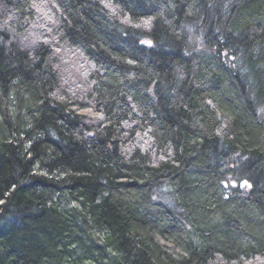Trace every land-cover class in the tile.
I'll return each instance as SVG.
<instances>
[{
  "label": "trees",
  "instance_id": "1",
  "mask_svg": "<svg viewBox=\"0 0 264 264\" xmlns=\"http://www.w3.org/2000/svg\"><path fill=\"white\" fill-rule=\"evenodd\" d=\"M99 1L0 0V264H264V0Z\"/></svg>",
  "mask_w": 264,
  "mask_h": 264
},
{
  "label": "rangeland",
  "instance_id": "2",
  "mask_svg": "<svg viewBox=\"0 0 264 264\" xmlns=\"http://www.w3.org/2000/svg\"><path fill=\"white\" fill-rule=\"evenodd\" d=\"M35 1L37 3L35 7L36 21L38 24L36 23L35 26L28 25L27 33L22 35L24 38L22 43L25 46L31 45V39L34 40V38H36L32 34L33 31H36L37 34L40 32L41 35H44V33H42L43 30L41 29V27L44 28L43 22L40 23L38 20L40 18L43 20L45 18V20L52 19L49 15V13H51L50 11H52V1ZM47 15H49V17H47ZM43 40L47 42L46 44L50 48L57 46L54 51L52 49L50 52L51 56L55 55L60 61V64H58L59 68L57 69L60 82L55 94L57 96L56 98L71 102L73 105H76L75 108L77 109L85 108L82 109L83 111L80 113L86 115L89 121L98 123L101 119H99L98 114L93 113L94 111L92 109H87V107L92 106V104L86 98L92 87V83L89 82V76L94 72L93 65L85 58L80 50L55 40V37H50L48 41L44 37ZM135 140L137 141V144L140 142L143 144V149L147 150V148H149L148 144H150V140L146 135L138 136Z\"/></svg>",
  "mask_w": 264,
  "mask_h": 264
},
{
  "label": "bare ground",
  "instance_id": "3",
  "mask_svg": "<svg viewBox=\"0 0 264 264\" xmlns=\"http://www.w3.org/2000/svg\"><path fill=\"white\" fill-rule=\"evenodd\" d=\"M50 1H52V0H50ZM99 3L101 4L100 6H103V4H105V1L104 0H100L99 1ZM105 6H106V4H105ZM58 9V6H57V4L54 6V7H52V11L53 10H57ZM53 16H54V12H53ZM52 17V16H51ZM58 19V18H57ZM57 19H56V21H57ZM56 21L54 20V24H53V26H55L57 23H56ZM66 35V34H65ZM66 38H67V36H66ZM65 38V36L63 35V36H57V38H55V40H58V41H60L61 43H64V44H66V42H68L67 41V39ZM66 42H65V41ZM70 43V42H69ZM53 48H50V50H52ZM77 49V48H76ZM47 59H48V62L50 63V65H51V67H52V69L54 70V71H56L58 68H59V66H58V64H60V61H59V59L54 55V56H51V57H47ZM58 71V70H57ZM90 82V81H89ZM241 187L242 188H244V187H249V185H248V183L247 182H242L241 183Z\"/></svg>",
  "mask_w": 264,
  "mask_h": 264
}]
</instances>
